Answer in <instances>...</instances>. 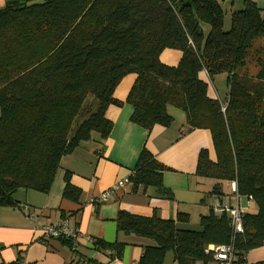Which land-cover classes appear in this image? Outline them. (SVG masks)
Instances as JSON below:
<instances>
[{"label": "trees", "instance_id": "1", "mask_svg": "<svg viewBox=\"0 0 264 264\" xmlns=\"http://www.w3.org/2000/svg\"><path fill=\"white\" fill-rule=\"evenodd\" d=\"M224 17L217 0H15L0 8V207L17 206L19 190L48 193L64 157L95 137L106 140L113 129L106 111L124 104L114 92L135 74L126 99L132 123L146 131L169 127L168 107L180 109L188 131L208 130L215 149L216 161L200 151L196 175L218 181L211 193L220 198V182H235L240 197L258 207L245 214L240 234L225 211L202 216L200 231L179 229L157 212L120 211L119 231L155 242L139 264H164L170 253L177 264H207L206 249L228 244L241 263L262 247L264 8L244 0L227 31ZM166 50L182 53L176 67L162 63ZM221 74L227 75L225 104L210 95ZM167 170L144 148L129 181L136 191L161 190ZM79 197L67 173L64 198ZM91 245L112 260L125 249L96 239Z\"/></svg>", "mask_w": 264, "mask_h": 264}, {"label": "crops", "instance_id": "2", "mask_svg": "<svg viewBox=\"0 0 264 264\" xmlns=\"http://www.w3.org/2000/svg\"><path fill=\"white\" fill-rule=\"evenodd\" d=\"M12 1L15 0H0V8ZM172 51H164L161 61L176 67L182 53ZM135 80V76L127 75L114 92V98L124 104L107 109L106 118L113 129L106 140L95 137L64 157L48 193L19 190L13 196L17 206L0 207V264H14L18 260L26 264H139L143 249L155 242L119 231L120 211L143 217L157 212L164 220L176 221L179 229L200 231L202 216L216 212L220 206L235 204L231 193L221 198L211 193L216 181L196 175L201 150H208L210 159L216 161L208 130L188 131L184 112L177 114L172 110H168L174 118L169 127L156 125L146 131L132 123L133 108L126 99ZM210 95H215L212 88ZM144 148L168 169L163 173V189L140 187L136 191L130 183L113 193L107 202L94 203L132 174ZM67 173L71 184L80 191L78 201L64 198ZM23 205L31 207L35 221L26 218ZM179 214L187 216L179 220ZM63 218H68L73 226L79 224L82 238L75 249L60 239H45L42 234L43 226ZM196 226L199 229H192ZM87 237L109 244L124 243L122 258L112 260L109 251L96 250L86 241ZM258 250L248 253L249 262H264V245ZM170 255L164 264H177Z\"/></svg>", "mask_w": 264, "mask_h": 264}, {"label": "built area", "instance_id": "3", "mask_svg": "<svg viewBox=\"0 0 264 264\" xmlns=\"http://www.w3.org/2000/svg\"><path fill=\"white\" fill-rule=\"evenodd\" d=\"M225 111V109H223ZM127 184H130L129 177L118 182L112 189L101 194L98 198L93 200L94 203L107 202L111 195L118 190L124 188ZM231 195L234 199L235 204L233 206H220L219 210L216 211L217 214H221L223 211L227 212L230 220L231 226L235 234H240L244 231L243 219L245 212L243 211L239 200L241 199L238 187L235 182L230 183ZM251 200V198H249ZM22 212L26 218L33 222L36 220V214L31 210L28 205L22 206ZM42 234L45 239H65L71 242L72 248H76L82 238V234L78 227L73 226L69 219H60L57 222L49 223L43 226L41 229ZM88 243H94V240L90 237L85 238ZM206 254H211L212 259L207 264H253L245 259L244 262L237 261L234 254V248L232 244L221 245L206 249ZM16 264H26L22 260H18ZM202 264V263H197Z\"/></svg>", "mask_w": 264, "mask_h": 264}, {"label": "rangeland", "instance_id": "4", "mask_svg": "<svg viewBox=\"0 0 264 264\" xmlns=\"http://www.w3.org/2000/svg\"><path fill=\"white\" fill-rule=\"evenodd\" d=\"M220 5L222 6L225 17H224V30L227 31L231 27V15L235 11L242 10L244 8V0H217ZM257 1L259 7L264 8V0H255ZM203 30L207 34L210 31V27L207 25H203ZM171 51V50H168ZM174 52V51H172ZM164 53V52H163ZM162 53V55H163ZM130 76H135V74H130ZM211 88L213 89V92L215 93V97L222 102V104H225L227 95H228V86H227V75L226 74H221L217 75L213 79V83L210 84ZM217 93V94H216ZM91 103V100H89V104ZM168 110H172V112H176L177 114H182L183 112L175 107H168ZM83 121V117H80L77 119L76 124L81 123ZM218 181H216L217 183ZM223 186L224 194L230 195L232 192L230 189V183L227 182H220ZM240 205L245 213H254L256 214L258 212V207L256 203L252 200H249L246 197H241L239 200ZM192 229H199L198 226L192 227ZM261 248V247H260ZM259 249V248H258ZM255 249L252 250L253 252H258L259 250ZM251 251V252H252ZM251 252L249 255H251ZM171 256L170 254H168ZM169 260V259H167ZM254 264H263V263H254Z\"/></svg>", "mask_w": 264, "mask_h": 264}]
</instances>
